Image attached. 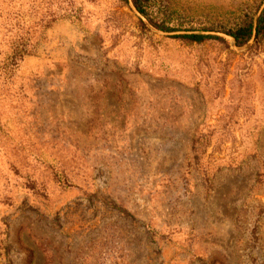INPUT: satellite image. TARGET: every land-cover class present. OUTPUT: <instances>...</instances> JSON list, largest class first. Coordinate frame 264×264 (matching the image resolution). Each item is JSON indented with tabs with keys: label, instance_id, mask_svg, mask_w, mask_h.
I'll return each instance as SVG.
<instances>
[{
	"label": "rangeland",
	"instance_id": "1",
	"mask_svg": "<svg viewBox=\"0 0 264 264\" xmlns=\"http://www.w3.org/2000/svg\"><path fill=\"white\" fill-rule=\"evenodd\" d=\"M263 4L0 0V264H264Z\"/></svg>",
	"mask_w": 264,
	"mask_h": 264
},
{
	"label": "trees",
	"instance_id": "2",
	"mask_svg": "<svg viewBox=\"0 0 264 264\" xmlns=\"http://www.w3.org/2000/svg\"><path fill=\"white\" fill-rule=\"evenodd\" d=\"M126 5H128V0H123ZM135 8L138 10V12L146 17L150 23L157 28L158 30L165 31V32H172L174 29L168 28L164 21H160L157 16H154L153 12V0H132ZM257 13V12H256ZM256 13L253 17L249 18L246 17L243 22L236 26L233 29L226 30L225 32L228 36L234 39L235 46L241 48L245 45H247L253 36V29H254V18L256 16ZM142 23V22H141ZM142 25H144L142 23ZM174 39H180V40H187L189 42L193 43H203L207 40H217L223 43H227L226 39L220 38L217 36H211V35H203V34H191V35H179L172 37ZM264 39V11L259 17L257 27H256V35H255V43L258 44Z\"/></svg>",
	"mask_w": 264,
	"mask_h": 264
},
{
	"label": "water",
	"instance_id": "3",
	"mask_svg": "<svg viewBox=\"0 0 264 264\" xmlns=\"http://www.w3.org/2000/svg\"><path fill=\"white\" fill-rule=\"evenodd\" d=\"M130 1V4L133 8V10L141 16V14L138 12V10L135 8L132 0H129ZM264 11V4L262 5L261 9L259 10V13L257 15V17L255 18V21H254V29H253V36H252V39L250 40V44L255 40V35H256V27H257V23H258V20H259V17L261 16V14L263 13ZM153 28V27H151ZM155 29V28H154ZM155 31H158L161 35H164V36H175V35H191V34H205V33H196V32H162V31H159V30H156ZM233 39V38H232ZM233 42H234V46H235V41L233 39Z\"/></svg>",
	"mask_w": 264,
	"mask_h": 264
}]
</instances>
